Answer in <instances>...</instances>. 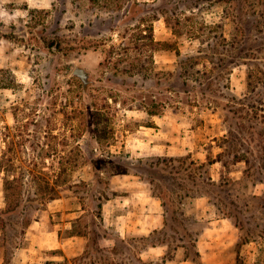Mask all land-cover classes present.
<instances>
[{"label":"rangeland","instance_id":"rangeland-1","mask_svg":"<svg viewBox=\"0 0 264 264\" xmlns=\"http://www.w3.org/2000/svg\"><path fill=\"white\" fill-rule=\"evenodd\" d=\"M165 1L168 2L153 6L162 8L172 24L177 15L182 14V35L176 33L163 16L151 22L156 40L162 43L155 54L146 57L147 51L141 55L142 49L131 48V55L126 57L122 54L127 47L121 44L125 40L122 35H128L126 40L136 38L140 29L132 25L126 32V23L110 29L115 24L110 20L127 12L133 0H0V162L12 159L18 175L23 172L21 165L27 168L26 173L35 179L27 194H40L45 189L44 178L62 172L60 182L64 192L59 200L64 203L66 213L58 212L57 219H70L71 216L75 219L73 228L64 226L61 233L66 236L79 232L85 242L83 252L74 262L205 264L197 256V250L202 249L205 253L221 251L225 264H264V138L252 135L250 127L260 126L264 118L256 119L240 103H232L225 97L227 92L237 96L239 101L256 98L257 93H251L248 82L249 71L257 69L256 65L263 66L264 70V52L257 51L264 49V14L261 12L264 0ZM121 5L123 8L119 12L116 9ZM190 6L197 7L190 9ZM228 9L235 20L245 23L246 34L242 33L239 38L244 43L236 42L237 47L233 49L220 38L225 30L231 41L240 30L236 29L233 17H225ZM255 9L258 13L250 15ZM102 19L109 22L101 23ZM254 21L260 22V27L250 31ZM222 24H225L224 29ZM101 34H107L112 40L106 46H94ZM90 40L94 41L90 43ZM211 42H218L217 53H213ZM168 43H174V47ZM113 44L119 47L111 62L107 51ZM201 46L216 56L219 64L224 62L219 66L226 77L221 82H228L230 88L214 86L204 92L196 87V92L189 93L179 89L187 81V56L196 54ZM243 46L244 52L249 50L255 55L247 57L241 53ZM176 48L181 50V55ZM232 56H235V63L230 62ZM136 58H142V70H136L138 73L133 75L116 73L117 63L129 67L128 62L138 63ZM77 66L91 73L92 82L87 87L74 74ZM258 91L264 94L261 84ZM139 104L149 109L157 107L160 114H150L139 108ZM232 117L237 124L231 134L228 121L233 120ZM158 128H166L164 132H170L171 136L160 139L162 133L155 135ZM153 137L172 146L162 144L153 149L150 143ZM231 143L242 145V154L251 159L255 174V178H251L255 181L246 175L251 166L245 160L236 161L228 152ZM220 152H224L222 160L215 161ZM127 153L150 159L191 155L188 162L194 160L195 166L206 165V181L202 183L199 175L197 182L193 181L187 171L177 173L187 168V160H174L169 165L163 163L165 169L148 170L144 175L118 173L110 176L112 166ZM97 163L104 166V171L100 184L96 180L95 185L91 180L95 181ZM65 166L69 168L67 172L62 170ZM5 175L0 168V210L7 206ZM210 178L222 184L211 187ZM65 179L67 183L63 182ZM83 179L90 183L89 188L94 187V196H89L92 192L85 194ZM106 184L109 189L105 196L109 199H103V219L100 220L91 213L92 205L100 201L97 197L105 191ZM139 190L153 196L152 203H145L143 198L147 196H137ZM202 191L211 192L214 197L200 195L198 192ZM155 194H163L170 205V213L164 199ZM83 195L89 197L86 203L81 201ZM112 205H116L113 206L116 217L130 209L140 214L145 206L152 205L158 209L162 224L147 232L131 223L124 237L118 222L111 224L106 220L107 209ZM69 212L74 213L68 217ZM40 216L39 209L33 211L30 222L24 217L25 232L20 234L19 223L10 228L5 222L4 231L0 229V250H3L0 264H29V230ZM220 218L231 220L237 231L233 234L226 228L223 234L212 230L205 236L207 227ZM7 234L15 237L2 248ZM163 240L167 243H162ZM153 241L162 247L153 252L155 257L152 251L146 252L153 247L149 244ZM60 252H34L36 262L31 264H38L39 260L44 264L50 259L43 258ZM184 259H187L185 263ZM215 259H209L208 264H216ZM57 262L53 264L66 261ZM67 264H71L70 261Z\"/></svg>","mask_w":264,"mask_h":264},{"label":"trees","instance_id":"trees-1","mask_svg":"<svg viewBox=\"0 0 264 264\" xmlns=\"http://www.w3.org/2000/svg\"><path fill=\"white\" fill-rule=\"evenodd\" d=\"M162 2L163 4L168 1L165 0H133V2H129L128 4V9L127 12L123 13V14H119L116 17H111L110 23H115L112 24V26L110 27V29H114L115 27H119L120 24H128V28L126 30V32H129L128 30H130V27L132 25H137L138 28L140 29L139 33H137L136 38H129L126 40V38L128 37V35L123 34L122 37L123 39H125L121 44L122 45H127V47L125 48V50L122 52V54H126V57H129L132 53V51H130L131 48H136L138 50L142 49L141 51V55L142 53L144 54L147 51L146 57L153 56V54H155V51L157 49H159L158 45L162 44L160 43V41L156 40L155 36H154V27H153V23L155 20H159L161 17H166L167 18V23L169 25L172 26V28L175 30L176 33L181 34V30L180 27L182 25V14L177 15V18H175V24L171 23V19L167 16V14H165V12H163L164 10H162V8H154L153 5H157L158 3ZM219 2H229V3H233L234 0H219ZM196 5V4H194ZM150 7H152L150 9ZM190 9H194V7L197 6H190ZM123 8V6L121 5V7L117 8V11H121V9ZM230 9V8H229ZM229 9L227 10V13L225 15L226 18L228 17H233L234 18V14H231V11H229ZM258 9V8H257ZM255 9L253 10L251 14H256L258 13V10ZM151 10V11H150ZM262 14H264V9L261 10ZM122 13V12H121ZM177 13L173 12V15H176ZM136 15H138V17L136 18ZM137 19V20H135ZM101 23L106 22V19H102ZM234 23L237 22V28H239V32L238 34H234L233 35V39L230 41L228 40L226 34H225V30H222L220 38L223 40L224 43H230V47L229 49H233L236 48V42L243 44L244 41L240 40V36L245 33V28L243 27V25L245 24L242 20L238 19L235 20L234 18ZM109 22V21H107ZM225 24H222V29H224ZM260 27V22H257V24L255 23V21L253 22V26L252 28H249L250 31L251 29H259ZM204 33V32H203ZM246 36V35H245ZM247 37V36H246ZM109 40H112L111 38L109 39V37H107V34H101L99 35L98 40L96 43L97 44H93L94 46H99V45H104L106 46L109 42ZM129 40V41H128ZM94 40H90V43H92ZM132 43L134 44V46H132ZM206 43V41L204 40L203 42ZM168 45L173 48L174 47V43H168ZM211 47H213V53H217V49L219 47L218 42H214V43H210L209 44ZM119 47L118 45H112L109 49H108V56H109V60L112 62L114 61V53H115V49ZM88 48V47H87ZM90 48V47H89ZM147 48H149V50H146ZM250 49V48H248ZM177 52L179 55H181V50L176 48ZM264 49H260L257 50L258 52H264ZM211 51V52H212ZM149 52L151 54H149ZM240 52H244V46L242 47V50H240ZM245 55L247 57H249V54H254L255 52L246 50ZM216 56H214L213 54H211L208 50L204 49V46H201L200 49L197 51L196 54L194 55H188L187 56V81H184V84L182 86H180L179 89H182L184 92H196L197 88L196 87H201V91L206 92V89H212V87L216 86L219 88H230L229 83L227 82L226 84H222L221 79L225 77V75H222L223 72L220 71L219 66L224 64V62H221V64H219L215 59ZM252 57V56H251ZM257 57V56H254ZM264 58V57H263ZM119 61H122L120 59H117ZM138 63L137 64H132L130 63L129 67H121L119 66L120 64H116L117 66H115L116 73H128V74H135L137 71L139 72V70L143 69V66H141L140 61L142 60V58H136L135 59ZM185 60V58H184ZM124 61V60H123ZM125 61H127V59H125ZM221 61H224V59H221ZM118 62V61H117ZM231 63H235V56H232V58L230 59ZM140 63V65H139ZM247 63V62H245ZM227 66V65H226ZM225 66V67H226ZM257 69L255 70H250L249 71V88L251 90V93H257L256 98L253 96L251 97L252 99L247 101H239L238 97L235 95H228L227 92H225V97L228 101H231L232 103H240L241 107L243 106L245 110H247V112L251 115H254L256 119H259V117H263L264 118V94H262V91H258V88L260 86V84L262 85V87H264V70H262L263 66L260 65H256ZM137 70V71H136ZM137 72V73H138ZM150 76V75H149ZM148 76V77H149ZM226 78V77H225ZM223 80V79H222ZM204 87V88H202ZM176 93L179 95V92L177 90H175ZM179 97V96H178ZM180 103V101H179ZM237 105V104H236ZM233 108V106H230ZM139 108H143L148 110V112L150 114L153 115H157L160 114V112L158 111V108L155 107L153 109H149L147 106H145L144 104H139ZM225 109V108H224ZM229 111H232L229 110ZM233 118V117H232ZM260 126L259 124L257 125H250L251 128H253V134H258L260 135L261 138H264V120L260 121ZM228 128H229V132L232 134V132L234 131V127L237 124V122L230 119L228 121ZM242 127H246V126H242ZM258 128H262L261 130H258ZM246 130V129H245ZM247 131V130H246ZM229 139V138H227ZM228 141V140H227ZM229 153L234 156V159L236 161H242L245 160L247 162L248 165L251 166V159L246 156V154H242V151L240 150V147H242V145L238 146L237 143H231L229 146ZM228 149V148H227ZM224 152H220L218 154L217 160L215 161H220L222 160V156H223ZM191 155H187V156H180V157H168V156H158L156 158L150 159V158H143V157H134L132 156L130 153L125 154L124 157L119 158L118 159V164L113 165L112 167V171L109 173L110 176H113L115 174L118 173H136V174H146V172L148 170H150L151 172H156V171H161L162 169H165V167L163 166V163H166V165H169L170 162H175L176 160H187V168L184 169H180L177 171V173H184L185 171H187V175L189 178H191L193 181L197 182L198 179V175L200 176L202 183L203 181H206V177L204 175V173H206L204 167L206 166L205 164H201L198 166L196 165V162L194 160H191L190 162H188L189 159H191ZM175 160V161H174ZM162 166H161V165ZM255 166V165H254ZM96 170H95V181L94 179H92L91 181L96 185V180L99 182L102 180V172L104 171V166H102L101 164H96ZM257 167V165H256ZM260 167V166H259ZM0 168H2L5 172V193H6V201H7V206L5 209H1L0 210V229L4 231L5 227H6V223L7 225H9L10 228H12L14 225H17L19 223V228H17L19 234L22 232H25L24 228L22 227V225L24 224L25 220L24 217L27 216L28 219L26 222H30L31 221V215L33 213V211L35 210H39L42 208V206L46 205L48 202H50L51 200H54L56 198L62 197L63 196V192H64V187L62 182H60V174L62 172H59V174L55 175L54 177H49V178H44L46 179V185H45V189L43 190V192L36 193H30L27 194V192L29 191V187L31 186L32 182L35 181L34 178H30L29 175L26 173L27 168H24V166L21 165V168H23V172L18 175L14 172V169L16 168V163L14 161H12V159L7 160V161H1L0 162ZM258 168V167H257ZM255 169V167H254ZM62 170H64V172H67L69 170L68 166H65ZM246 175L247 178H249V180H253L255 178V174L253 172L252 166L251 168L247 169L246 171ZM257 172L260 173V170L258 169ZM245 175V177H246ZM244 177V178H245ZM254 177V178H251ZM155 176H152V181L155 182L154 180ZM63 182L67 183L68 180L65 179ZM81 183L84 184V186L86 185V192H92L91 195L89 196H94V192L95 189L94 187H88L90 185V183H88L86 180H81ZM209 186L211 187H218L220 184H222L221 182H218L216 180H212V178H210V180L208 181ZM105 191L103 190L101 192V195H98V200H100L99 202L96 201L95 205H92V214L93 216L99 218L100 220L103 219V206H104V201L103 199L106 197V199H109V197L105 196L108 192L106 191L107 189H109V185L106 184V186L104 187ZM191 189L188 190V193H190ZM200 193V195H209V196H213V194H211V192H198ZM67 195V194H65ZM157 196H160L164 199V203L165 205H167L168 211L170 213V206L167 201L166 198L164 196H162L161 194H155ZM82 197L81 201L82 203L85 202V199L89 200V197L85 196H80ZM86 203V202H85ZM83 210L86 211V207H83ZM12 218V220H11ZM21 218V221L19 222ZM9 221V222H7ZM12 221V222H10ZM6 222V223H5ZM14 229V228H13ZM16 230V228H15ZM76 234H80L79 232ZM16 236H18V234H16ZM12 237H15V235H9L7 234V239L5 241V244L1 245L2 248L3 246H7V244L12 243L11 239ZM148 238V236H146ZM162 243H167L165 242V240H163ZM150 245L156 246L158 244V242L153 241L149 243ZM16 248V246H14ZM6 248V247H5ZM3 250H0V255L2 253ZM7 251V250H6ZM197 256L201 258V253L199 250H197ZM65 264L68 263V259L65 260ZM57 261H52V260H48L46 261L44 264H53ZM58 263V262H57ZM61 263V262H59ZM75 264H88L85 262H74Z\"/></svg>","mask_w":264,"mask_h":264},{"label":"crops","instance_id":"crops-1","mask_svg":"<svg viewBox=\"0 0 264 264\" xmlns=\"http://www.w3.org/2000/svg\"><path fill=\"white\" fill-rule=\"evenodd\" d=\"M157 122V121H156ZM159 125V122H157ZM159 131H156V136L160 135L162 133V137L160 139H168L169 136H171L170 132H164L166 128H158ZM153 134V132H151ZM157 139V138H156ZM154 137L151 138V146L154 149V147H157L164 144L165 146L171 147V144L168 143H162L157 141ZM166 141V140H165ZM140 194H136L140 198H143L142 195L147 196L145 199V203H148V201H151L150 199L154 198L153 196H150L148 193L142 191H138ZM135 197V196H134ZM136 198H133L135 200ZM59 198H56L54 200H51L48 202V204L45 206V208L40 209L41 216L35 219V221L31 224V230H29V239L31 240V248L29 250L31 253H29V264L36 262V258L32 255L34 252L42 251V250H49V251H56L61 250L60 253L53 254L51 257H45L43 259H50L52 261H64L69 260L71 264L74 263V259H76L84 249V237H82L79 234L72 233L69 235L64 236L61 233V230L65 227L67 229H72L74 226V219L75 216H71L70 219H67L66 217L58 218V212L66 213V210L64 209V203L61 202ZM152 203V201H151ZM155 203L158 204L157 201ZM112 205L107 209L106 212V220L108 219L111 224L114 222H118V226H120L121 233H123L125 237V233L127 230L126 228H131V223L133 224V227L138 228L139 230H146L147 232H150L154 228H158L162 224V217L160 214H158V209L154 208L152 205L150 207L145 206V211L143 213H136L135 211H132L131 209L127 213H120L117 217L114 214V211L116 208H113ZM74 212L67 213V216L69 217ZM116 217V218H115ZM115 218V219H113ZM212 225H209L207 227V230L205 232V236H207L209 233L212 232V230H219L220 232H223V234L226 231V228H228L229 231H231L233 234L236 232L237 228L232 225L231 220L227 218H220L216 221H212ZM141 224V226H139ZM65 226V227H64ZM219 232V233H220ZM207 239L203 238V241ZM158 248L162 249L160 246H153L149 248L146 252L153 253L154 251H157ZM201 253V258L204 260L205 264L209 263V259L212 258H218L215 259L216 261L214 263L216 264H225V261L222 258V252L221 251H210V252H204L202 249L199 250ZM151 255V254H149ZM142 257H145L144 255ZM154 253H153V256ZM222 258V259H219ZM145 259V258H144ZM184 263L187 261V259H184ZM42 260L38 261V264H42Z\"/></svg>","mask_w":264,"mask_h":264},{"label":"water","instance_id":"water-1","mask_svg":"<svg viewBox=\"0 0 264 264\" xmlns=\"http://www.w3.org/2000/svg\"><path fill=\"white\" fill-rule=\"evenodd\" d=\"M74 74L83 81L85 87H87L92 82L90 71L83 66H77L74 69Z\"/></svg>","mask_w":264,"mask_h":264}]
</instances>
